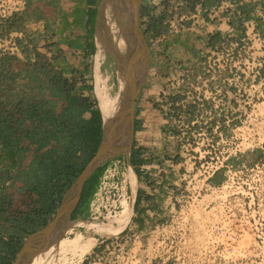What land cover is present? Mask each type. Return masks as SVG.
<instances>
[{
	"label": "crops",
	"instance_id": "crops-1",
	"mask_svg": "<svg viewBox=\"0 0 264 264\" xmlns=\"http://www.w3.org/2000/svg\"><path fill=\"white\" fill-rule=\"evenodd\" d=\"M218 1L144 0L141 4L145 8L140 18L142 28L151 19L161 18L162 22L172 6H178L179 12L190 15L184 21L187 29L164 41H153L161 33V28L158 33L149 32L150 37H146L150 63L135 101L131 144L127 151L104 162L117 160L123 166L126 163L131 165L136 181L134 185L129 183L128 188L134 211L132 235L143 234L153 227L156 221L164 218L176 199L177 186L183 179L184 137L204 135L202 126L207 128L210 125L224 139L230 134L232 109L240 106L241 99L237 96L246 91L248 74L252 71L248 65L257 55L264 54V0H229L233 8L214 20L208 19L205 12L195 13L200 6L208 9ZM13 2L0 0V17L16 15L17 18V28L0 36V55L8 52L18 60L13 70L20 75L10 85L9 93L14 98L24 97L25 103L30 100L39 102L43 97L53 111L57 106L62 108V104L57 103L55 87L40 90L25 76L26 71L32 70L31 65L42 57L64 77L73 79V95L94 100L92 87L84 78L88 72H94L97 49L94 35L100 0H20V7L11 10L10 3ZM223 40L239 48L233 56L225 58L224 63L213 51ZM98 71L106 87L101 107L97 101L104 118H107V113L115 106L112 93L118 89V69L103 57ZM95 108L100 112L97 103L91 107ZM90 116L89 111L82 115L84 119ZM25 124L29 125L28 121ZM25 146L27 163L38 164L41 156L54 159L59 154L53 143L39 135L24 138L21 148ZM8 164V160L0 163V175H8L0 182V197L9 203L5 209L11 213L24 212L31 207L30 200L34 197L24 189L43 181L45 173L34 167L19 169ZM210 178H215L218 184L224 181L217 172ZM207 184L211 185L209 180ZM9 211L0 214V227L7 225L5 218ZM88 214L89 203L75 217L77 219H71L68 229L76 228L83 233L84 223H76L85 221ZM7 237L0 228V239L6 241ZM95 238L98 246L103 247L113 236L104 234ZM14 245L16 242L7 251L14 250Z\"/></svg>",
	"mask_w": 264,
	"mask_h": 264
},
{
	"label": "rangeland",
	"instance_id": "rangeland-1",
	"mask_svg": "<svg viewBox=\"0 0 264 264\" xmlns=\"http://www.w3.org/2000/svg\"><path fill=\"white\" fill-rule=\"evenodd\" d=\"M141 29L145 39L150 37ZM94 37L99 48L94 64L102 53L105 61L117 68L112 46L102 47L96 33ZM248 67L252 71L246 91L237 96L240 106L232 109L231 132L226 139L218 130L214 132L213 125L202 126L204 135L184 137L183 179L164 218L143 234L132 235L134 211L123 229L130 217L129 208L116 232L123 230L103 247L96 240L82 264H264V54L257 55ZM84 80L92 86L94 73L88 72ZM216 172L224 178L223 183L207 184ZM114 186L115 177L108 189L113 191ZM111 199L104 204L109 205ZM90 224H83L82 235H102L88 229ZM76 233V228H69L63 237Z\"/></svg>",
	"mask_w": 264,
	"mask_h": 264
},
{
	"label": "trees",
	"instance_id": "trees-1",
	"mask_svg": "<svg viewBox=\"0 0 264 264\" xmlns=\"http://www.w3.org/2000/svg\"><path fill=\"white\" fill-rule=\"evenodd\" d=\"M140 11L143 15L144 6H141ZM14 28H17L16 15L0 17V36ZM160 28L161 18L151 19L143 31L156 34ZM39 58L31 65L32 70L26 71L25 76L40 90L48 86L57 89V103L62 104V108L57 106L55 111L51 107L48 108L43 97H40L39 102L30 100L25 103L24 97L14 98L9 93L10 85L20 75L13 70L18 60L8 52L0 55V163L8 160L9 166H17L19 169L34 167L45 173L43 181L24 189L34 195L30 200L31 207L26 211L11 213L5 209L9 203L0 197L1 216L9 211L8 217L5 218L9 228L0 227L8 236L6 241L0 239V264H12L23 239L42 228L54 216L64 192L94 155L102 134L100 112L96 108L91 109L96 103L95 100L73 95V79L64 77L62 72L45 58ZM86 111L91 113L88 119L82 117ZM26 121L29 125L25 124ZM32 134L53 143L59 151L56 158L41 156L38 164L27 163V146L21 148V144L23 145L24 138ZM106 164H102L85 182L79 204L71 219L87 207ZM7 177L6 173L0 175V182ZM208 180L213 186L221 185L215 178ZM15 242V249L7 251Z\"/></svg>",
	"mask_w": 264,
	"mask_h": 264
},
{
	"label": "water",
	"instance_id": "water-1",
	"mask_svg": "<svg viewBox=\"0 0 264 264\" xmlns=\"http://www.w3.org/2000/svg\"><path fill=\"white\" fill-rule=\"evenodd\" d=\"M115 20L123 40L115 59L123 78L117 106L112 115L102 119L99 145L77 177L64 192L54 216L40 229L24 238L12 264H29L30 260L63 237L77 208L85 182L110 157L128 150L134 132L135 101L149 70V47L143 35L140 18L144 0H111Z\"/></svg>",
	"mask_w": 264,
	"mask_h": 264
},
{
	"label": "built area",
	"instance_id": "built-area-1",
	"mask_svg": "<svg viewBox=\"0 0 264 264\" xmlns=\"http://www.w3.org/2000/svg\"><path fill=\"white\" fill-rule=\"evenodd\" d=\"M12 1L14 2L10 3L9 8L11 10H17L20 7L19 4L20 0H12ZM233 6H234L233 3L229 0H219L216 3V5H213L211 8L208 9L202 8V6H200L198 9H196L195 13L197 14L199 12H205L206 17L208 19L214 20L217 17L221 16V14L228 13L233 8ZM189 15H190L189 13L179 12L178 6L170 7L169 10L167 11V16L161 22V33L157 37H155L153 41H155V43H158L159 41H164L167 37H170L176 33H179L187 29V26L185 25L184 21L187 19ZM237 49L239 50V48H236L234 45L227 43L226 40H223L217 45V47L213 51L217 56L221 57L224 63L225 58H230L231 56H233L234 52L237 51ZM93 86L94 83L91 86L92 87L91 95L96 102ZM130 168L131 165L125 167L122 164H120L119 161L115 160V162L111 163L106 169L103 170L99 178L100 180L98 182V187L94 191L91 200L89 202L88 217L85 221L82 220H78V221L82 223L96 222L103 225H108V224L116 225L117 223L114 221L112 222L111 219L113 217L118 216L119 212L122 210L123 201H124L127 202V204L130 206L131 209L129 220L127 221L123 229L128 227L132 216L131 196L128 195V186H129L128 172ZM114 177H115V186L113 191H110L108 189L109 182ZM110 196L112 197L111 203L109 205L104 204V200L107 201L108 197ZM119 232L102 233V235L110 234L115 237V235L118 234ZM87 253H89V251ZM84 256L85 254L83 255L79 264H82ZM76 261H77V257L69 253V256L67 257L68 264H74Z\"/></svg>",
	"mask_w": 264,
	"mask_h": 264
},
{
	"label": "bare ground",
	"instance_id": "bare-ground-1",
	"mask_svg": "<svg viewBox=\"0 0 264 264\" xmlns=\"http://www.w3.org/2000/svg\"><path fill=\"white\" fill-rule=\"evenodd\" d=\"M107 14L109 18L108 21H107ZM95 31H96L95 33L97 36V40L100 43V46H102V44L103 45L108 44L109 46H112L110 49V52H113L114 54L116 52L117 45L119 49L123 48V40L120 35L119 27L115 20V10L113 6L111 5V3L108 2L107 0H103V2L101 3L99 7V13H98V19H97ZM98 50L99 48H97L95 52L94 60H95V56ZM102 60H103V55L101 53L96 63L94 64V72H93L94 73L93 88L95 90L96 98L100 102V107L103 104L102 102L103 91L106 87L105 80L101 77L98 71ZM122 87H123V78L120 75V73H118V89L112 93V102L115 101V106H114L113 111L110 110V112L107 113L108 117L112 115L115 111V107L117 106V102H118L119 92L121 91ZM100 107L98 106L99 109ZM100 112L102 114L101 109H100ZM107 118H104V119H107ZM128 177H129V183L134 185L136 181H134V174L132 173L131 168L128 172ZM129 208L130 206L127 204V202L123 201L122 210L119 212L118 216L113 217L111 219L112 222L114 221L117 223L116 225H110V224L103 225L100 223L91 222L92 224H90L88 229L98 234L116 232L120 228L121 224L125 222L126 214ZM95 241H96V238L94 236H84L80 232L76 233L71 238L62 237L59 241L47 247V249H45L43 252H41L37 256L33 257L30 260L29 264H68L67 262L68 253L77 257V261L74 264H79L83 255L86 254L88 251H90L91 248L94 246Z\"/></svg>",
	"mask_w": 264,
	"mask_h": 264
},
{
	"label": "flooded vegetation",
	"instance_id": "flooded-vegetation-1",
	"mask_svg": "<svg viewBox=\"0 0 264 264\" xmlns=\"http://www.w3.org/2000/svg\"><path fill=\"white\" fill-rule=\"evenodd\" d=\"M95 94V93H94ZM96 97V96H95ZM97 100V99H96ZM98 106V105H97Z\"/></svg>",
	"mask_w": 264,
	"mask_h": 264
}]
</instances>
